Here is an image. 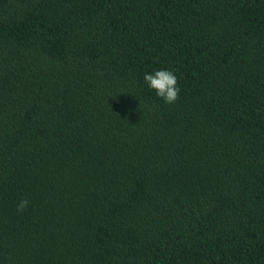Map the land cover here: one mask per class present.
Here are the masks:
<instances>
[{
	"label": "trees",
	"instance_id": "16d2710c",
	"mask_svg": "<svg viewBox=\"0 0 264 264\" xmlns=\"http://www.w3.org/2000/svg\"><path fill=\"white\" fill-rule=\"evenodd\" d=\"M0 264H264V0H0Z\"/></svg>",
	"mask_w": 264,
	"mask_h": 264
},
{
	"label": "clouds",
	"instance_id": "9594fccd",
	"mask_svg": "<svg viewBox=\"0 0 264 264\" xmlns=\"http://www.w3.org/2000/svg\"><path fill=\"white\" fill-rule=\"evenodd\" d=\"M144 81L167 104H174L179 98L178 77L173 71L161 69L153 73H145ZM27 205L28 200L22 199L17 205V211L22 212Z\"/></svg>",
	"mask_w": 264,
	"mask_h": 264
}]
</instances>
